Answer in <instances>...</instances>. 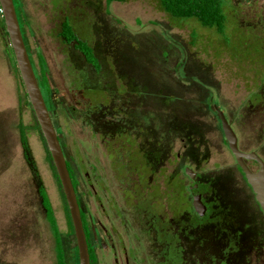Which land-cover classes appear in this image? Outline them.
I'll return each mask as SVG.
<instances>
[{
	"label": "rangeland",
	"instance_id": "374dc122",
	"mask_svg": "<svg viewBox=\"0 0 264 264\" xmlns=\"http://www.w3.org/2000/svg\"><path fill=\"white\" fill-rule=\"evenodd\" d=\"M225 1L240 31L264 39V0ZM84 2L99 3L100 9H89ZM92 9L96 14L87 21L79 16L85 11L90 15ZM18 10L38 73L35 39L44 49L53 90L48 95L50 114L79 181L82 208L100 220L115 241L121 237L125 247L130 245L134 264H166L163 254L173 262L164 251L172 248L181 251L182 264H264L263 218L242 177L231 169L235 159L215 111L217 107L228 117L240 150L264 158L263 65L251 60L252 55L245 58L246 49L233 58L214 31L195 19L168 17L156 0L113 3L110 16L105 0H68L60 8L51 0H18ZM65 14L95 25L90 41L101 62L99 72L79 63L56 39ZM1 28L0 16V264H56L54 240L38 195L40 184L53 205L68 262L76 264V239L63 191ZM75 30L89 38V31L82 33L77 26ZM232 42L242 44L234 38ZM252 94L259 96V104L251 100ZM20 125L27 129L34 167L24 156ZM124 136L155 159L156 176L150 177L151 186L143 193L136 186L137 177L128 173L130 148ZM159 155L164 157L162 164L157 163ZM185 166L201 173L202 182L212 177L214 187L207 198L230 215V232L204 225L183 232L180 222L172 219L167 198L163 215L146 212L142 203L153 186L165 190L159 168H166L167 178L176 174L189 186L182 173ZM226 166L232 167L219 171ZM249 166L258 170L253 163ZM158 216L165 222V239L159 236ZM96 254L98 264L113 263L108 251L103 255L97 249Z\"/></svg>",
	"mask_w": 264,
	"mask_h": 264
},
{
	"label": "flooded vegetation",
	"instance_id": "af4514ba",
	"mask_svg": "<svg viewBox=\"0 0 264 264\" xmlns=\"http://www.w3.org/2000/svg\"><path fill=\"white\" fill-rule=\"evenodd\" d=\"M66 1H68V0H51L53 6L55 5L58 8L64 6L66 4ZM125 2H127V0ZM86 3L87 2H84V5L87 6L88 8L92 7L95 10L100 9L99 3L97 5L90 3V2H88L87 4ZM113 3H120V2H113ZM113 3H111L110 5H107V1L105 0L106 15H108V16H110L108 9ZM14 4L16 7L17 15H19V17H20V13L18 10V0H14ZM81 7H83V6H81ZM76 8H79V7L76 6ZM94 9H92L94 12L93 11L89 12L90 15H88V11H85L84 13L79 14V16L84 15V17H86L85 21H87L90 16H94V14H96L95 13L96 11ZM75 17L76 16L69 15V14H65L62 17V21L60 22V25H59V32L56 34V39L58 41L60 40L61 43L60 42L59 43L67 51H73L75 53V59L78 62L80 61L79 63L83 62L90 69L94 70V68L86 61V58L78 49L79 45L85 44L86 47H88L93 52L94 56L98 59V62L100 64V70H101V62H100L99 57L97 56L96 47L94 44L92 45L91 41H90L91 40L90 38L92 37V35H94L93 32L95 29V25L89 21L87 22V25L82 24L80 22H77ZM20 21H21V18H20ZM20 21H19V23H20ZM21 23H22V21H21ZM65 24H69L70 27L72 28V30L75 34V37L77 39L76 41L69 42L67 40V38L63 35V28H64ZM20 26H21V24H20ZM76 26L79 27V29L82 33L88 32L89 31L88 26H90L89 34L91 36L89 34H86V36L89 35V38H87L88 41L85 40L81 35H79V32H77L75 30ZM83 27L86 29L85 31H83V29H82ZM92 27H94L93 30H92ZM21 31H22V28H21ZM23 31H24V27H23ZM22 35H23V38L25 41L27 51H28V53L29 52L31 53L29 41L25 35V32L24 33L22 32ZM38 44L39 43H38L37 39H35V45L39 50V52L37 54V59H38V55L41 54L43 56L45 62H46V66L48 67L46 57L43 54L44 49L42 47H40ZM251 55L253 56V58L251 60L256 61V62L261 61L258 59V57L256 55H254L252 53H249L248 55L246 53H243L244 57H246V56L250 57ZM30 60H31V57H30ZM31 62H32V60H31ZM38 64H39V61H38ZM32 65H33L34 71H35L36 76H37V73H38L37 67L38 66H37V62H35V59H34V63L32 62ZM94 71L98 72L96 70H94ZM48 78H49V72H48ZM263 78H264V76H263ZM49 82H50V78H49ZM100 91L102 92L101 94H103L104 97L107 96L106 92L102 91L101 89H100ZM52 92H53V90H52L51 82H50V93L46 92L45 95L43 94L49 112H51V107L49 105L48 95L51 96ZM252 95H254V101L252 100L253 99L252 96H251V100L254 102V104L255 105L259 104L258 101L260 99L256 100L257 98H259V96L257 94H252ZM99 101H101V100H99ZM105 101L108 102L109 98L105 99ZM217 109L220 110L219 108L216 107L215 108L216 112H217ZM221 112L225 115L228 123L230 124L231 128L233 129L231 122L229 121L226 114L223 111H221ZM217 114H218V112H217ZM51 118H52V116H51ZM219 118H220V116H219ZM52 121H53V119H52ZM220 122H221V119H220ZM53 124L55 127L56 125H55L54 121H53ZM221 127H222V125H221ZM55 129H56V127H55ZM121 136H123V135L121 134ZM236 136H237V134H236ZM125 138H126V142L128 144V147L130 148V151L127 152L128 168H129L128 173L132 176L137 177L138 184H136V186L139 187L138 189L141 188L140 190L143 193L144 189L149 188L151 186L150 177L152 175H153V177L156 176V171L154 168L155 159L151 160L150 154L148 152L144 151L142 146L136 144L137 143L136 140L134 141L133 139H131L128 136H126ZM60 142H62L61 139H60ZM226 142H227V140H226ZM61 145H62V143H61ZM227 145H228V143H227ZM228 148H229V146H228ZM238 148H239V140H238ZM62 149L64 152V146L63 145H62ZM239 150H240V148H239ZM240 151L244 154L255 153L264 162V158L259 153H256L254 151H252V152H245L242 150H240ZM230 152H231V150H230ZM231 154H232V152H231ZM161 156L162 155H159V157L157 158L158 164H162L161 160L164 159V157L162 159ZM177 157L180 158V155L178 154ZM233 157L235 159V164L233 165V168H231L232 166H226L227 168H220L219 171H223V169L225 170L228 168H231V169L235 168V171L242 177L243 181L245 182V184L249 188L251 195L253 197L254 203L257 207L258 212L262 216L263 223H264V213H263L260 205L258 204V202L256 200L255 194L253 193L252 189L248 185L246 178H245V175L243 174L241 168L238 166L236 158L234 155H233ZM65 158L67 161V165L69 164L71 167V164L67 160L66 154H65ZM245 163L252 173H257L260 169V165L255 161L245 160ZM249 163H253V164L257 165L258 170H256V171L252 170V168L249 166ZM187 167H188V169H186ZM165 169H166L165 167L159 168V172L161 174V177L164 179L165 190L162 191L161 188L159 187V185L153 186V192L149 193L148 196L146 197L144 203H142V205H146L145 209H146L147 213H150V215L151 214L155 215L156 212H160L163 215L164 212H166L165 210H167L166 209L167 206L165 204L166 203L165 199L167 198L168 210L172 213V219H174L177 222H180V228L183 229V232H184V229L186 231H188V230H190V228L199 230L201 227H203V225L205 227L216 226L217 228L221 229L225 233L227 231L230 232L229 228H230V226H232V223H233V220L230 217V215L227 212H224V210L218 205L217 202H215V201L211 202L207 198L208 194L213 190V187H214L213 186L214 181L212 180V177H209L210 181L202 182L203 175L201 173L196 172L190 166H185L183 168L182 173L190 182V185L186 186L184 184V182L182 181V179H180V177L176 174L171 175L167 178V176L165 175L166 174ZM185 169H186V171L190 170L191 172H193L195 174V178L192 179L187 174V172H186V174H184ZM211 175H209V176H211ZM74 176L76 178L75 173H74ZM78 183H79V181H78ZM78 188H79V185H78ZM76 194H77L78 203H79V206L81 209V216H82L83 226H84V230H85V234H86V238H87L90 260H91V255H93V257L95 259V264H98L97 254H96V250L98 249L103 253V255H107V251L110 253L109 255L112 257V260H113L112 264H132V261L134 264L135 254H134V250H131L130 245H128V247H125V245H124L125 240H123V238L121 239V237H119L118 241H115L113 238L112 232H110L108 230V228L100 220L95 219L92 214H89V213L84 211V209L82 208L78 189H77ZM131 195H134V194H131ZM137 196L140 198V196H142V194L138 193ZM195 198H198V201H199L201 207L202 206L204 207V209L202 210V212H203L202 214H200L194 206V199ZM112 208L113 209L116 208L114 204L112 205ZM162 215H161V217H162ZM161 217L158 216V218H157V221H156L157 222V229L159 232V236L161 235L165 239L166 238V235H165L166 232H165V230H163V228H164L163 225L165 222L164 223L162 222ZM170 222H171V219L168 221V224H170ZM152 223L154 224L153 220H152ZM182 229H180V231ZM188 234L190 236L194 237L193 240H197V237L195 235H193L191 233H188ZM227 240H229V238H227ZM228 243H229V241L226 244H228ZM162 245H164V246H162V248L165 249L166 243L164 242ZM227 248L229 250H233L232 246H230V245H227ZM248 248H249V244H248ZM137 249H138V252L140 253V248H137ZM173 250H174L175 258H174L173 253H172ZM164 251H165V254L168 255L167 257L172 259L173 262H171V261L168 262L165 255L163 254V256H164L163 263L165 260L167 262L166 264H175L178 261H180V263L182 264V262H181V258H182L181 257V251H178L177 248H174V249L172 248L170 250V252H168V249H165ZM244 251H245V247H244ZM91 252H92V254H91Z\"/></svg>",
	"mask_w": 264,
	"mask_h": 264
},
{
	"label": "water",
	"instance_id": "95a60500",
	"mask_svg": "<svg viewBox=\"0 0 264 264\" xmlns=\"http://www.w3.org/2000/svg\"><path fill=\"white\" fill-rule=\"evenodd\" d=\"M0 8L6 32L8 34L9 45L12 49L14 60L24 89L62 187L74 229L79 264H91L87 238L76 190L68 169L58 132L54 127L50 112L47 108L39 81L25 45L14 0H0ZM217 112L221 119L222 129L229 149L235 156L238 166L245 175L246 181L255 194L256 200L264 213V162L255 153L244 154L239 150L238 138L236 134L228 123L225 115L218 109ZM245 160L257 162L260 165L259 171L257 173H252L246 165ZM186 172L192 179L195 178V174L193 172L190 170H187ZM194 206L200 214L203 213L202 210L204 207H201L198 198L194 199Z\"/></svg>",
	"mask_w": 264,
	"mask_h": 264
},
{
	"label": "trees",
	"instance_id": "16d2710c",
	"mask_svg": "<svg viewBox=\"0 0 264 264\" xmlns=\"http://www.w3.org/2000/svg\"><path fill=\"white\" fill-rule=\"evenodd\" d=\"M106 1H107V5H110L113 2L124 3L126 0H106ZM156 1L159 5L160 11L166 14L168 17L178 20L195 19L203 28L214 31L218 36L221 37L224 43L225 50L227 52L230 51L233 58H239L240 52H243V50L246 49L248 52L246 54L248 55L249 53H252L256 55L258 59L261 60L260 62L264 67V39H256L253 38L251 35H248L247 33L240 31V29L237 27L234 17L229 14L230 12H228V8L225 0H156ZM0 16H1V25H2L1 29L4 31L5 37L8 39V34L6 32L4 19L2 17L1 12H0ZM63 35L67 38L69 42L77 40L69 24H65L63 28ZM233 38L236 40H242V44L240 46L234 45L232 42ZM78 49L84 55L86 61L94 68V70L99 72L100 64L98 62V59L94 56L93 52L88 47H86L85 44L79 45ZM236 51L239 52L236 53ZM11 55L14 60L13 52H11ZM245 58H248V56H246ZM38 61H39V73L37 75V79L39 81L41 90L45 95L46 92L50 93L48 70H47L46 62L41 54L38 55ZM13 62H14V68L16 74L19 77L21 81V85L24 89L15 60ZM24 92H25L26 103L28 107L31 108L25 89ZM252 98H253L252 100L254 101V95H252ZM37 130L40 131V127L38 125H37ZM19 132H20L21 145L24 151V156L27 159L28 163L34 167V164L29 157L30 146H29V139H28V133L26 127L24 125H20ZM49 159L52 162L50 154H49ZM52 167L56 173L55 167L53 165ZM68 169L73 180L74 188L77 192L79 185L78 180L77 178H75L74 172L69 164H68ZM56 178L58 179V182L60 184L57 173H56ZM38 195L41 200L42 208L44 210L45 220L49 225L50 232L54 240V252L56 256V264H69L67 253L65 250L63 235L60 231L50 197L43 184H40V186L38 187ZM66 208H67L69 228L71 230L70 232L72 235H74V229L67 204H66ZM91 262H92L91 264H95V259L93 255H91ZM76 264H79L77 248H76Z\"/></svg>",
	"mask_w": 264,
	"mask_h": 264
}]
</instances>
